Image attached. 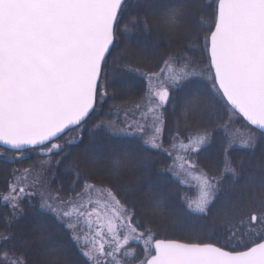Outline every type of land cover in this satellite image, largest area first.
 <instances>
[{
  "label": "snow or ice",
  "instance_id": "snow-or-ice-1",
  "mask_svg": "<svg viewBox=\"0 0 264 264\" xmlns=\"http://www.w3.org/2000/svg\"><path fill=\"white\" fill-rule=\"evenodd\" d=\"M124 4L125 0H0V144L16 150L39 149L40 154L50 155L63 151V145L53 141L66 130L76 133L66 143L76 142L97 97L107 95L106 85L101 83L103 65L116 39ZM184 14V5L176 4L162 13L161 22L175 29ZM212 17L203 45L209 62L207 79L212 89L222 94L227 111L242 116L256 129L249 131L244 141L253 147L257 133L264 139V0H215ZM190 67V59L181 61L169 55L159 72H140L146 81L145 95L133 105L140 116L129 120L126 112L122 126L101 121L96 128L114 136L146 137L145 146L163 149L164 120L159 110L172 99L170 90L197 75ZM197 107L194 98L184 101L186 121ZM149 127L153 129L150 136ZM209 138L208 131L196 129L186 137L187 143L176 136L172 150L163 149L169 156L177 153L167 171L179 183H187L188 178L197 182V197L184 198L192 212L207 211L222 179L202 170L193 175L197 166L192 154L201 151ZM127 159L126 152L113 153V172L118 173ZM30 171L24 169V179ZM224 171L237 175L231 161H226ZM259 188L258 206L236 205L237 214L229 218L231 222L239 216L234 227L252 240L251 246L241 240L238 247L228 250L202 240L156 239L151 229L141 232L139 222H134L135 213L116 192L97 189L87 181L80 192L67 199L41 191L40 206L65 222L86 264H129V258L136 257L129 247L133 241H143L145 246L140 264H264V180ZM9 189L3 200L15 210L26 187L11 183ZM0 264L25 261L4 251Z\"/></svg>",
  "mask_w": 264,
  "mask_h": 264
},
{
  "label": "trees",
  "instance_id": "trees-1",
  "mask_svg": "<svg viewBox=\"0 0 264 264\" xmlns=\"http://www.w3.org/2000/svg\"><path fill=\"white\" fill-rule=\"evenodd\" d=\"M214 3L215 0L125 1L116 39L103 65L101 83L106 85L107 95L103 99L97 97L76 142L66 143L76 135L66 131L53 141L63 145L62 152L44 155L39 149H28L23 151L26 154L23 159L7 161L0 157V253H15L25 264H86L65 222L40 206L41 191L67 199L80 192L85 181L97 189L111 188L116 192L135 213L138 230L151 229L156 239L202 240L226 246V250L238 247L241 240L251 246L252 240L234 227L239 216L231 222L229 218L237 214L236 205L259 204V185L264 180V139L257 133L253 147L230 145L228 133L234 129L256 131L238 115L230 117L221 95H216L204 80L209 63L203 47L204 36L212 23ZM176 4L184 5L185 14L182 22L171 29L161 22V17ZM169 55L181 61L188 58L192 68L194 65L202 68H198L202 70V79L191 78L173 90L172 99L162 108L164 125L160 140L171 151L173 137L185 141L196 129L209 132L206 145L193 154L195 171L222 179L213 201L202 214L187 208L184 198L188 199L192 191L174 181L167 171L173 155L168 156L163 149L148 148L140 137L114 136L104 128H96L101 121H115L122 126L126 112L129 120L138 118L140 112L133 105L142 101L145 92L140 72H159ZM189 98H194L198 107L186 121L183 103ZM0 150L13 153L1 146ZM124 152L128 154L125 165L118 173L113 172L111 156ZM44 161L50 163L42 165ZM226 161H231L237 175L224 171ZM24 169L31 170L27 179ZM11 183L26 187L15 210L2 198L9 193ZM255 227L259 232L260 225ZM4 236L11 238L4 240Z\"/></svg>",
  "mask_w": 264,
  "mask_h": 264
},
{
  "label": "rangeland",
  "instance_id": "rangeland-1",
  "mask_svg": "<svg viewBox=\"0 0 264 264\" xmlns=\"http://www.w3.org/2000/svg\"><path fill=\"white\" fill-rule=\"evenodd\" d=\"M198 66H196V65H194V68H192V67H190V71H194V72H196L197 73V75H193V76H191V77H189L188 78V80L189 79H191V78H201L202 79V75H201V73H202V70H199V69H202V68H199ZM205 71V73H204V76H205V78H204V80H206V81H208L209 83H210V85H211V82L207 79V76L209 75V73H208V71H206V70H204ZM145 80V79H144ZM212 87V86H211ZM145 89H146V81H145ZM172 91L173 90H170V92H171V94H172ZM215 92V91H214ZM144 95H145V92H144ZM216 95H217V93H216ZM144 98V97H143ZM145 103H146V99H145V101H144ZM161 113H162V108L159 110ZM140 116V115H139ZM230 117H233V118H235L231 113H230ZM151 116H149V118H148V123L150 124L151 123ZM249 129H234L231 133H228V141H229V144L230 145H232V146H237V147H241V148H249L248 146H246L245 145V143H244V141L247 139V137H248V133H249ZM152 132H153V129L152 128H148V135L150 136L151 134H152ZM130 136V135H129ZM136 137H140V136H136ZM140 138H142V137H140ZM144 138H146V137H144ZM144 138H142V142H143V139ZM184 143H187V140H185V141H183ZM179 144V142L177 143V145ZM163 149H166V148H164L163 147ZM172 149V148H171ZM165 152V151H164ZM166 153V152H165ZM168 155V154H167ZM176 155H177V153L174 151L173 152V158H172V161H171V163H173V159L176 157ZM180 155H186L185 153H183V152H180ZM169 156V155H168ZM0 157L2 158V159H7V161L9 160V161H12L13 159H23V158H25L26 157V154L22 151V152H13L12 154H10V153H7V152H5V151H2V150H0ZM192 160L194 161V158H193V154H192ZM195 162V161H194ZM170 163V164H171ZM193 171V175H198L199 173L198 172H196L195 171V169L194 170H192ZM171 176L173 177V180L174 181H178L179 182V180H178V178H176V177H174L173 175H172V173H171ZM183 178V177H182ZM196 181L194 180V179H191V178H188V182L187 183H184L183 185L184 186H187L188 188H189V190L190 191H192L191 192V196L187 199V200H194L196 197H197V195H198V189H197V187H196ZM9 191H10V189H9ZM3 198V197H2ZM1 198V199H2ZM5 202V201H4ZM187 205V204H186ZM191 211V210H190ZM192 212V211H191ZM192 213H195V214H202V213H198V212H192ZM68 229V228H67ZM69 230V229H68ZM70 231V233H71V239L73 240V242L75 243V245H76V247H77V249L80 251V253H82V251H81V248H80V246L78 245V243H77V241H75L74 239H73V233H72V231L71 230H69ZM129 247L131 248V249H133L134 251H135V254H136V257H135V259H133V258H129V264H140V262L142 261V260H144L145 259V246H144V243H143V241H140L139 243H137V242H135V241H133V242H131L130 243V245H129ZM83 255V254H82Z\"/></svg>",
  "mask_w": 264,
  "mask_h": 264
},
{
  "label": "water",
  "instance_id": "water-1",
  "mask_svg": "<svg viewBox=\"0 0 264 264\" xmlns=\"http://www.w3.org/2000/svg\"><path fill=\"white\" fill-rule=\"evenodd\" d=\"M112 46V45H111ZM111 46H110V48H111ZM108 54V53H107ZM106 54V55H107ZM221 96H222V94H221ZM241 118H242V120L248 125V122L247 121H245L244 119H243V117L242 116H240ZM87 118V117H86ZM251 128H253L254 130H256L253 126H250ZM67 131V130H66ZM65 131V132H66ZM0 146L1 147H3L4 149H7V150H9V151H13V152H20V151H23V150H16V149H12L10 146H7V145H3V144H0ZM30 149V148H29ZM158 239H160V238H158ZM153 254H154V252H153Z\"/></svg>",
  "mask_w": 264,
  "mask_h": 264
}]
</instances>
